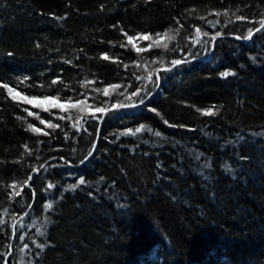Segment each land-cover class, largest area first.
<instances>
[{"label":"trees","instance_id":"obj_1","mask_svg":"<svg viewBox=\"0 0 264 264\" xmlns=\"http://www.w3.org/2000/svg\"><path fill=\"white\" fill-rule=\"evenodd\" d=\"M261 19L264 0H0V82L67 109L45 112L0 84V257L12 221L31 205L9 264H264V32L236 39ZM170 28L180 29L173 41L164 36ZM197 28L209 34L198 42ZM176 59L187 62L156 74ZM225 70L235 75L222 78ZM141 87L144 104L125 99ZM104 88L108 95L94 91ZM119 103L136 106L108 112L89 159L80 167L58 159L85 160L103 115L95 109ZM213 105L216 116L196 110ZM47 159L29 181L33 195L23 182ZM80 177L86 183L68 189Z\"/></svg>","mask_w":264,"mask_h":264},{"label":"snow or ice","instance_id":"obj_2","mask_svg":"<svg viewBox=\"0 0 264 264\" xmlns=\"http://www.w3.org/2000/svg\"><path fill=\"white\" fill-rule=\"evenodd\" d=\"M193 11H194V10H193ZM216 15L219 16L220 13L217 12ZM224 15L227 16V15H228V12H227V11L224 12ZM232 15L235 16V19H236V20H243V19H245V17H242V16H239V15H236L235 13H233ZM200 18L203 19L204 17H200ZM177 23H179V21H177ZM210 23H213V24H214V22H210ZM181 27H182V26H181ZM179 31H180L179 28H176V29H172V28H170V29H168V30L164 33V36L167 37V40H169V41H173V40H175V39L177 38V35L179 34ZM261 32H264V19H261V20L259 21V27L255 28V29H252V28L248 29L246 35H243V36H237L236 39H238V40L243 39V40H245V41H249V40H252V39L254 38V36H255L257 33H261ZM196 34H197V42L199 41V37H200L201 35H203V36H205V37L209 35L207 32H201V29H200V28H197V29H196ZM156 35H157L158 37L160 36L159 33H157ZM220 36H221V33H220L219 31H217V32L215 33V35L211 37V39H212L213 41H215V40H216L218 37H220ZM139 38L142 39V40H149V39H151V37L148 36V35H141ZM127 39H128V41H129V43H131V42L133 41L134 37H133V36H128ZM155 46H156V47H163L164 49H167V48H168V43H163V44L161 45L159 42H157ZM122 47H123V45H122ZM133 47L135 48L136 46L133 44ZM151 47H153V45H149V48H151ZM136 50H137V52H143V51H146V49H143V48H137ZM101 58L107 60L109 57H108L107 54H104V55H102ZM250 59L255 60V57H250ZM67 62L70 63V61H67ZM182 62H187V61H186V60H185V61H182V60L176 59V60H173L171 63H172L173 66H176V65H180ZM161 63H163V61H161ZM126 67H127V66H126ZM219 75H220L222 78H228V77H230V76H234L235 73L232 72V71H230V70H225V71L221 72ZM24 79L26 80L27 77H25ZM137 79H141V78H140V77H137ZM147 79L152 80V73H149V74H148ZM159 80H160V77L157 76L156 79H155V81H154V84L158 86V84H159ZM56 82H57V81L54 80V81H53V84H55ZM84 86H85V82H84V81H81V87H84ZM3 87L7 88L8 93H9V95L11 96V98H12L13 100L20 99V100H22L24 103L32 104L33 107H41V108H43V111H45V112H48V111H49V107H45L44 104H43V102H39V103L37 102V97L21 96L20 93H16L15 95H12V93H13V91H14L13 88H9V87L7 86V84L3 85ZM109 87L112 88V89L114 90L115 88H118L119 85H110ZM94 91H103L105 95H108V94H109V88H104V89H94ZM125 92H127V89H125ZM141 92H145V89H144L143 87L138 88V89H137L136 91H134V92H131L129 95H127V96L125 97V99H127L128 101L131 102L132 99H133L134 97H138V98H139V104H144V103H145V97L141 96ZM120 95H124V93H120ZM145 95H146V96H150V95H151V91H147V92L145 93ZM57 99H58L57 97H48V96L43 97V101H49V100L55 101V100H57ZM71 99H72L71 97L68 98L69 101H71ZM78 103H79V104H83V101H78ZM70 106H71V107H76L77 105L70 104ZM135 106H136V105H135V104H132V103H128V104H125V103H119L118 105H113L112 107H113V108H117V107H119V108H128V107H135ZM51 107H60V108H61V111H66V110H67L63 104L58 105V104L53 103V104H51ZM79 110H80V111H85L84 108H81V109H79ZM196 110H197L202 116H209V117H212V116H216V115L219 113L220 108H218L217 106L213 105V106H211V107H209V108H206V109H199V108H197ZM150 111L156 112V109L152 108V109H150ZM95 112L105 113V112H106V109H103V108H96V109H95ZM157 114L159 115V113H157ZM28 115H29V116H33L34 113H32V112L29 111V112H28ZM17 118H18V119H23L22 117H17ZM92 118H93V119H96L97 117L93 114V117H92ZM61 119H63V117H61ZM40 123H41V124H46L45 120H43V119L40 120ZM165 123L167 124L168 122L165 121ZM46 127L55 130L56 128L59 127V125H57V124H53V123H51V122H48V123L46 124ZM73 127L76 128L77 131H80L81 128H83V123H81V120H80V117H79V116L76 118V122L73 124ZM169 127H185V126H184V125H179V126H177V125H171V124H169ZM144 128H145L144 125H140L139 127H137V128L135 129V133H140ZM27 130H30V131L35 132V133H39V132L41 131L39 128L34 127V126H33L32 124H30V123H29L28 126H27ZM85 130H86V129H85ZM149 131H151V130L149 129ZM43 134H44V135H48L47 132H44ZM127 134H132V129H128L126 132H123V133H121L120 135H127ZM154 135L157 136V137H159V136L161 135V133H160L159 131H156V132L154 133ZM117 139H119V136H117ZM25 150L28 151V148H27L26 145H25ZM29 154H31V153L29 152ZM91 155H92V152L89 151L88 156H91ZM196 158L199 159V156H197ZM85 159H87V157H85ZM81 163H83V161H81ZM205 166L207 167V166H209V165H205ZM44 167H45V166H44L43 164L40 165V169H43ZM156 167H157L158 169L161 168V167H162V163H157ZM32 171L35 173V172L39 171V169H37V168H33ZM100 179L103 180L104 178L101 177ZM31 180H32V176H29L28 179L25 180V181L23 182V184H24V185H28V184H29V181H31ZM85 183H86L85 178H84V177H80V178L76 181V183L68 185V189L75 190L79 185H84ZM10 187L15 188L16 186H15V185H11ZM54 187H56V185L53 184V183H49V184L47 185V188H48V189H52V188H54ZM20 195H21V191H19V190L14 191L12 194H10V199H11V198H14V197H16V196H20ZM33 195H35V193H33ZM121 206L123 207V205H121ZM28 207H31V205H28ZM52 207H53V204H52L51 202L46 203V204L44 205V209H45V211L52 209ZM7 211H8V210L6 209L5 212H7ZM26 215H27V214H26ZM4 223H5V221L3 220V218H0V225H3ZM34 226H35V221H33L31 225H28V227H34ZM35 231H36V235H37V236H42V235L44 234V233H43V230H42V227H36ZM19 239H20V240H25V236H24V235H20V236H19ZM32 243L35 244V247H36L37 249H39L40 252H43L44 249H45V247H46V244H45V243H38V242L35 241V240H33ZM11 248H12V246L9 245V246H8V249H6V252H8ZM28 249H29V244H28V243H25V244L23 245V247H21V248L19 249V251H20L21 253H25ZM0 258H4V260H5V264H8V261H7V257H6V256L0 257ZM29 264H31L30 261H29Z\"/></svg>","mask_w":264,"mask_h":264},{"label":"bare ground","instance_id":"obj_3","mask_svg":"<svg viewBox=\"0 0 264 264\" xmlns=\"http://www.w3.org/2000/svg\"><path fill=\"white\" fill-rule=\"evenodd\" d=\"M0 84H3V85H5L4 83H1L0 82ZM7 86L9 87V88H14V86L12 85V84H10L9 83V85L7 84ZM16 93H19V92H17L16 90H14L13 91V95H15ZM21 96H26V95H23V94H20ZM29 97V96H28ZM33 97V96H32ZM49 97V96H48ZM18 101H20V100H18ZM20 102H23L22 100L20 101ZM99 123H100V121H99ZM98 123V124H99ZM101 124H99V126H100ZM99 126H98V128H99ZM96 136H95V140H94V143H93V145H92V150H91V152H93L94 151V149L96 148L95 146H96V143H97V141H98V139H99V130L97 129V133L95 134ZM96 142V143H95ZM94 148V149H93ZM89 157L90 156H87V159H89ZM52 159V158H51ZM58 159H61V160H63L64 162H66V164L68 165H70V166H75V167H80L87 159H85V160H82L83 161V163H77V164H73L72 162H70L69 160H67V159H64V158H62V157H58ZM48 162H50V159H47L46 160V162H44L43 163V165L44 166H46V164L48 163ZM39 169V171H37V172H33L32 171V173L30 174V176H34L36 173H38V172H40V168H38ZM26 187H29L30 188V190H31V192H32V194L34 193V191H33V188H32V186L30 185V183L28 184V185H25ZM30 208L31 207H27L26 208V210L24 211V212H20V214H18L17 216H15L16 218L12 221V224H11V226H10V229H11V231H12V233H11V236H10V243H9V245H13V242L15 241L14 240V237H15V233L17 232V230H19L18 229V222H20L21 220H24L25 218H26V214L28 213V211L30 210ZM12 249V248H11ZM9 252V251H8ZM7 252V253H8ZM7 253L5 254V256L7 255ZM11 254H12V252H11ZM11 255H9L8 256V258H7V261L9 260V257H10ZM5 261V260H4ZM8 264H9V262H8Z\"/></svg>","mask_w":264,"mask_h":264},{"label":"rangeland","instance_id":"obj_4","mask_svg":"<svg viewBox=\"0 0 264 264\" xmlns=\"http://www.w3.org/2000/svg\"><path fill=\"white\" fill-rule=\"evenodd\" d=\"M157 87V86H156ZM18 100H20V99H18ZM21 101V100H20ZM37 102L39 103V102H43V104H44V106L45 107H48V106H50L51 107V104H53V103H55V104H58V105H60V104H63L64 106L66 105L65 103H63V102H60V101H58V100H55V101H52V100H49V101H43V98H37ZM30 105H32V104H30ZM84 109H85V107H84ZM118 109H122V108H118ZM117 108H113L112 106L111 107H109V108H106V113L108 114V112H111V111H113V110H118ZM90 111V110H89ZM88 112V111H87ZM104 114V113H103ZM106 114V115H107ZM105 115V116H106ZM98 130H100L99 128H98ZM96 143V142H95ZM95 150V149H94Z\"/></svg>","mask_w":264,"mask_h":264},{"label":"water","instance_id":"obj_5","mask_svg":"<svg viewBox=\"0 0 264 264\" xmlns=\"http://www.w3.org/2000/svg\"><path fill=\"white\" fill-rule=\"evenodd\" d=\"M257 27H259V26H256L255 28H257ZM240 40H242V41H245V40H243V39H240ZM211 54V53H210ZM209 54V55H210ZM209 55H208V57H209ZM183 63V62H182ZM174 67H176V66H173V67H165V68H161V69H159V70H157L156 71V74L159 72V71H165V70H171L172 68H174ZM148 99V97L145 99V100H147ZM119 107H117V109H118ZM107 113L105 112L103 115H102V117H101V119H100V123L102 122V120H103V118L105 117V115H106ZM99 123V124H100ZM101 126V125H100ZM100 126H99V129H100ZM94 149V148H93ZM11 249L9 250V252L7 253V255H6V257L8 258V256L9 255H11ZM4 263H5V261H4Z\"/></svg>","mask_w":264,"mask_h":264}]
</instances>
